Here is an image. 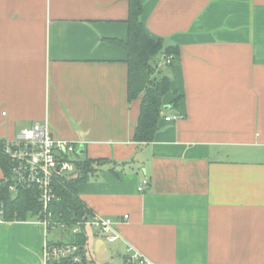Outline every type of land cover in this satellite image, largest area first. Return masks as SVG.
<instances>
[{
  "label": "crops",
  "instance_id": "obj_1",
  "mask_svg": "<svg viewBox=\"0 0 264 264\" xmlns=\"http://www.w3.org/2000/svg\"><path fill=\"white\" fill-rule=\"evenodd\" d=\"M142 5L148 34L178 46L158 59L170 91L153 141H133L140 98L109 41L127 38V0H0V140L46 120L76 156L108 160L76 186L118 222L113 241L87 229L86 264H264V0ZM46 240L32 218L0 222V264H42Z\"/></svg>",
  "mask_w": 264,
  "mask_h": 264
},
{
  "label": "trees",
  "instance_id": "obj_2",
  "mask_svg": "<svg viewBox=\"0 0 264 264\" xmlns=\"http://www.w3.org/2000/svg\"><path fill=\"white\" fill-rule=\"evenodd\" d=\"M127 2V38L109 41L123 47L127 52L128 100L140 98L139 115L132 138L138 144H147L153 141L158 120L165 112L162 97L170 91V77L159 69L158 59L160 56L164 60L171 55L175 56L178 54V46L165 45L162 38L153 39L148 34L141 19L142 0H127ZM165 66L170 67L171 63ZM178 99L179 97L172 101V107L177 108ZM106 163L108 160L103 158L79 157L75 159L77 175L57 178L54 184L56 198L50 204L54 220L69 222L92 213L77 195L76 186L93 177ZM0 165L5 177L8 173V162L1 154ZM2 178H0V200L5 206V221L25 220L28 217L34 219L41 215V204L32 197L30 189L21 188L16 194H12ZM72 240L83 245L85 238L80 235Z\"/></svg>",
  "mask_w": 264,
  "mask_h": 264
},
{
  "label": "built area",
  "instance_id": "obj_3",
  "mask_svg": "<svg viewBox=\"0 0 264 264\" xmlns=\"http://www.w3.org/2000/svg\"><path fill=\"white\" fill-rule=\"evenodd\" d=\"M172 62V57L165 59V64ZM179 114L165 116L166 121L180 118ZM0 154L8 162V173L2 181L8 191L16 194L21 188L31 190L32 197L41 204V215L34 218L42 224L46 233L57 230L72 238L85 236L88 228H94L105 240L118 238L115 229L118 222L111 217L92 212L77 220H54L50 210L51 202L56 198L54 184L59 176L74 177L78 170L74 155L77 144L55 137L46 120L36 121L29 128L17 132L10 139L0 140ZM149 181L143 178L138 186L139 192L145 191ZM4 203L0 200V222H4ZM124 219L128 215L123 216ZM84 245L75 240H46L42 252V264H86ZM137 261L142 264L137 253L126 258L127 264Z\"/></svg>",
  "mask_w": 264,
  "mask_h": 264
},
{
  "label": "rangeland",
  "instance_id": "obj_4",
  "mask_svg": "<svg viewBox=\"0 0 264 264\" xmlns=\"http://www.w3.org/2000/svg\"><path fill=\"white\" fill-rule=\"evenodd\" d=\"M74 158L77 159L79 157L74 155ZM28 218L31 219L30 217H28ZM49 238L54 239V240L60 238V239L66 240V241H73L72 237L70 235H67L65 233H61L60 231H57V230H51L49 232ZM102 240L107 242V240H105L104 238H102ZM86 256H88L87 253H86ZM87 259H88V257H87ZM87 264H96V263H92L89 261ZM98 264H104V263H98ZM113 264H123V263H113Z\"/></svg>",
  "mask_w": 264,
  "mask_h": 264
},
{
  "label": "water",
  "instance_id": "obj_5",
  "mask_svg": "<svg viewBox=\"0 0 264 264\" xmlns=\"http://www.w3.org/2000/svg\"><path fill=\"white\" fill-rule=\"evenodd\" d=\"M166 107H167V106H165V108H166ZM76 153H77V154H81V150H80V149L77 150Z\"/></svg>",
  "mask_w": 264,
  "mask_h": 264
}]
</instances>
